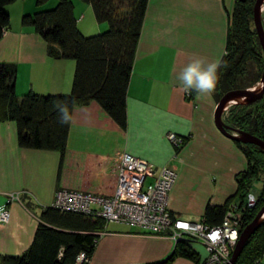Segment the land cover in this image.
<instances>
[{
  "label": "crops",
  "instance_id": "obj_1",
  "mask_svg": "<svg viewBox=\"0 0 264 264\" xmlns=\"http://www.w3.org/2000/svg\"><path fill=\"white\" fill-rule=\"evenodd\" d=\"M28 1L20 0L16 18L32 9ZM235 1L148 0L127 90V129L121 130L94 102L75 107L60 172L57 152L18 148L15 125L0 123V208L6 206L10 212V221L0 227V254L20 255L30 246L37 217L52 205L58 189L112 195L121 153L176 172L169 210L177 219L198 222L208 203L220 206L233 197L235 175L245 169V157L234 141L216 130L213 94L194 92L189 99L176 77L194 56L221 59L227 16ZM12 14L13 10L10 18ZM10 21L0 41V64L15 65L17 96L29 90L69 92L73 62L48 57L46 44L21 25V18L18 28ZM168 133L185 140L177 155ZM12 193L26 195L32 211L8 200ZM103 231L89 264H154L168 258L174 248L167 238L148 236L121 223H108ZM193 251L204 257L201 247L196 245ZM172 264L193 263L177 258Z\"/></svg>",
  "mask_w": 264,
  "mask_h": 264
},
{
  "label": "trees",
  "instance_id": "obj_2",
  "mask_svg": "<svg viewBox=\"0 0 264 264\" xmlns=\"http://www.w3.org/2000/svg\"><path fill=\"white\" fill-rule=\"evenodd\" d=\"M16 1L0 0V41L11 24L7 8ZM48 1L34 0L37 10L24 14L21 25L30 27L41 38L47 46L48 57L73 62L70 91L65 94H38L29 90L18 97L15 65L0 64V123L12 122L15 125L18 148L57 152L60 172L71 123H58L56 103L67 102L73 111L77 106L94 102L121 130L127 129V90L148 0H79L91 7L98 24H106L103 32L93 36H85L79 29L72 0H56L52 9L44 7ZM255 1L237 0L232 15L227 16L225 52L221 57L224 66L219 71L220 80L213 93L216 104L225 94L252 89L261 81L263 53L253 23ZM226 121L228 127L264 142V94L262 99L252 104L233 106ZM234 144L247 161V169L235 176L240 202L232 203L235 194L223 205L208 203L201 222L209 228L220 226L228 211L235 215L231 206L239 211L243 203H249L245 199L254 182H260L262 187L251 206L246 204V209H242L236 219L242 226L239 229L243 230L251 223L264 206V151L250 144ZM182 148L173 147L175 155ZM25 196L21 194L19 202L32 211L33 207L25 201ZM169 216L172 221L177 219L171 212ZM104 227L105 222L95 214L44 207L37 217L30 246L20 255L0 254V264H89ZM177 258L200 264L190 247V239L175 242L170 256L154 264H172ZM262 263L264 221L235 262Z\"/></svg>",
  "mask_w": 264,
  "mask_h": 264
},
{
  "label": "built area",
  "instance_id": "obj_3",
  "mask_svg": "<svg viewBox=\"0 0 264 264\" xmlns=\"http://www.w3.org/2000/svg\"><path fill=\"white\" fill-rule=\"evenodd\" d=\"M185 95L189 97L190 94ZM166 138L176 148L183 140L173 133H168ZM118 159V185L112 196L60 189L56 191L51 206L66 212L95 214L98 218L108 219V222L113 220L112 223L123 222L154 237L163 235L162 238L169 239L173 244L180 239H196L204 246L208 256L204 264H230L240 224L232 211L227 212L220 226L212 228L204 226L202 222L172 221L166 202L174 183L175 171L169 167L156 169L128 153H121ZM146 168H150V171ZM147 178L153 179L154 183L146 185ZM20 196L21 193L13 199L19 202ZM9 220V210L6 206L1 207L0 227ZM82 258L83 255L80 260Z\"/></svg>",
  "mask_w": 264,
  "mask_h": 264
},
{
  "label": "water",
  "instance_id": "obj_4",
  "mask_svg": "<svg viewBox=\"0 0 264 264\" xmlns=\"http://www.w3.org/2000/svg\"><path fill=\"white\" fill-rule=\"evenodd\" d=\"M263 3H264V0H256L253 6L254 27H255L258 41H259V44L261 46L262 53H263V74H262L261 81H260L261 88L259 92L257 93L252 92L250 89H246V90L231 91L225 94L224 96H222L219 102L217 103L213 121H214V126L217 129V131L222 136L226 137L227 139L232 140V141H238L243 144L254 145L264 151V142L261 139L255 136H252L246 132L228 127L222 121V114L226 111L224 107L226 106L227 102L230 99L232 98L246 99V102L244 104L247 105V104H252L256 102L257 100H260L263 97V94H264V29L262 27V23L260 20V10H261ZM230 132H233L237 135L230 134ZM263 221H264V206L258 211L254 219L251 221V223L248 224L243 229L239 237L238 243L235 247V250L233 251L232 257L230 259V264H235L237 258L243 251L250 237L255 233V231L258 229V227Z\"/></svg>",
  "mask_w": 264,
  "mask_h": 264
},
{
  "label": "rangeland",
  "instance_id": "obj_5",
  "mask_svg": "<svg viewBox=\"0 0 264 264\" xmlns=\"http://www.w3.org/2000/svg\"><path fill=\"white\" fill-rule=\"evenodd\" d=\"M26 1V0H25ZM237 1V0H236ZM236 1H235V3H236ZM242 1V0H241ZM72 2H73V5H74V7H75V14H76V16H77V18H81V17H83V18H81V24H80V22H79V29L81 30V32H83L82 34L83 35H85V36H93V35H97V34H100V32H103L104 31V29L106 28V24H98L96 21H95V18H94V15H93V11H92V9H91V7H89V6H87V5H84V4H82L79 0H72ZM26 3H30L31 5L33 4V7H32V9L31 10H28L27 12H28V14H30V13H33L34 11H35V9L37 10V7H35V2H34V0H30V1H28V2H26ZM56 0H49L47 3H46V5L44 6V7H47V9H52V8H54L55 7V5H56ZM15 5V6H14ZM263 5V4H262ZM14 6V7H13ZM19 6H20V0H19V2L16 4V2H15V4L13 3V4H11L9 7H11V9H12V7H13V14L11 15V20L14 22V24H16V27L18 28L19 26H20V18H22V17H20L19 18V16L16 18V12H15V10L18 8L19 9ZM7 8V11H8V9H9V12L10 11H12L10 8ZM34 10V11H33ZM232 12H233V7H232V9L230 10V14L229 15H232ZM260 20H261V23H262V27H263V18H264V6H263V8L261 7V10H260ZM15 14V15H14ZM254 23V22H253ZM90 24H92V27H93V29H90V30H88V28H89V26H90ZM254 29H255V27H254ZM263 29H264V27H263ZM256 32V31H255ZM254 87V86H253ZM251 90V89H250ZM186 96V95H185ZM187 98H189V99H192L193 98V95L192 96H190L189 95V97H187ZM238 105H246V104H238ZM238 105H235V106H238ZM216 107H217V104L215 105V108H214V110H213V119H214V114H215V111H216ZM233 107V105H229L228 106V108L226 109V111L222 114V121L227 125V121H226V117H227V115H228V112H229V110L231 109ZM214 123V122H213ZM217 130V129H216ZM230 134H235V133H233V132H230ZM224 137V136H223ZM226 138V137H225ZM184 141L185 140H181L180 141V144H179V148H182V146H183V143H184ZM231 141V140H230ZM245 145V144H244ZM120 166V164H119V159H118V166H117V170H118V167ZM147 170H149L150 171V168L148 169V168H146ZM247 169V161H246V167H245V169L243 170V171H245ZM154 170V169H153ZM173 170V169H172ZM155 171H157V170H155ZM243 171H241V172H243ZM137 172L138 171H136L135 173L137 174ZM241 172H238L236 175H238L239 173H241ZM174 175H176V172H174ZM235 175V176H236ZM175 178H176V176H175ZM175 178H174V181H175ZM117 180H118V172H117ZM154 183V180L153 179H150V178H147L146 179V182H145V184L147 185V184H153ZM235 184H236V181H235ZM117 185H118V181H117ZM116 185V186H117ZM192 185V184H191ZM261 187H262V184L260 183V182H254L253 184H252V188L249 190V192H248V194H247V196H246V199H245V201L246 202H249V203H243L242 204V206L240 207V210L238 211V209H236L234 206H231V209L235 212V215H236V217L237 218H239V216L241 215V211H242V209H246V204L247 205H249V206H251V203L253 202V200H250L249 199V194L251 193L253 196H257V194H258V192H259V190L261 189ZM73 191H78V190H73ZM171 191V190H170ZM115 192V191H114ZM114 192H113V194H114ZM86 193V192H85ZM170 193V192H169ZM20 193H12V194H9L8 195V200H12L13 199V197H15V196H17V195H19ZM112 194V195H113ZM235 194H236V196L233 198V201H232V203L234 202V203H236V202H240L239 201V197L237 196V184H236V192H235ZM234 194V195H235ZM94 195H96V194H94ZM112 195H110V196H112ZM233 195V196H234ZM100 196V195H99ZM54 200V199H53ZM166 204H167V206H168V208H169V196H168V199H167V202H166ZM234 205V204H233ZM52 208H54L53 206H51ZM262 208V207H261ZM260 208V209H261ZM235 209V210H234ZM170 211V210H169ZM237 212V213H236ZM258 213V212H257ZM100 218V217H99ZM112 219V218H111ZM102 220H103V222H105V225H107L108 223H112V221L113 220H111V222H108L109 220L108 219H105V218H102ZM10 221V220H9ZM121 221V220H120ZM198 222H201V220L200 221H198ZM121 224H125V223H123V222H120ZM8 224V223H7ZM6 224V225H7ZM125 225H127V224H125ZM242 226H241V223L239 224V228H241ZM242 231L243 230H239V232L240 233H242ZM144 234L145 235H148V236H151V235H149L148 233H145L144 232ZM164 234V233H163ZM241 235V234H240ZM162 236L163 235H161V238H162ZM240 237V236H239ZM193 244H191L190 245V247L193 249V247H195L196 245L197 246H199V247H201L202 249H203V251H204V257L203 258H201V257H199V259H200V264H204L205 263V261L207 260V258H208V256H207V253H206V251H205V248H204V246H202L199 242L197 243V240L195 239V240H193ZM195 252V251H194ZM196 253V252H195ZM231 257H232V255H231ZM231 257H230V259H231ZM262 264H264V263H262Z\"/></svg>",
  "mask_w": 264,
  "mask_h": 264
},
{
  "label": "clouds",
  "instance_id": "obj_6",
  "mask_svg": "<svg viewBox=\"0 0 264 264\" xmlns=\"http://www.w3.org/2000/svg\"><path fill=\"white\" fill-rule=\"evenodd\" d=\"M224 66L221 59L209 60L207 57L194 56L191 58L178 73L176 79L182 85V91L191 94L197 93L198 96H211L217 88L220 80L219 71ZM58 123L68 125L74 121V113L69 104L56 103ZM81 111H87L81 109ZM249 199L254 200L255 196L249 194Z\"/></svg>",
  "mask_w": 264,
  "mask_h": 264
},
{
  "label": "bare ground",
  "instance_id": "obj_7",
  "mask_svg": "<svg viewBox=\"0 0 264 264\" xmlns=\"http://www.w3.org/2000/svg\"><path fill=\"white\" fill-rule=\"evenodd\" d=\"M263 6H264V3H263V5H262V8H263ZM261 13V12H260ZM260 88H261V82H259L258 84H256L252 89H251V91L252 92H254V93H257V92H259V90H260ZM246 102V99H243V98H232V99H230L228 102H227V104H226V106L224 107L225 108V110L228 108V106L229 105H233V106H235V105H238V104H244ZM235 135H237V134H235ZM239 137V136H238ZM234 142H238V141H234ZM240 143V142H239ZM241 144H243V143H241ZM246 145V144H245ZM174 147V146H173ZM235 210V209H234ZM237 213V212H236ZM250 224V223H249ZM240 230V229H239ZM239 230H238V240H239V236H240V232H239ZM193 240H195V239H191L190 240V244L191 243H194L193 242ZM238 240H237V242H236V244H235V247H236V245H237V243H238ZM198 243V242H197ZM235 247H234V249H233V251L235 250ZM232 254H233V252H232Z\"/></svg>",
  "mask_w": 264,
  "mask_h": 264
},
{
  "label": "flooded vegetation",
  "instance_id": "obj_8",
  "mask_svg": "<svg viewBox=\"0 0 264 264\" xmlns=\"http://www.w3.org/2000/svg\"><path fill=\"white\" fill-rule=\"evenodd\" d=\"M191 244H193V243H191ZM191 244H190V245H191Z\"/></svg>",
  "mask_w": 264,
  "mask_h": 264
}]
</instances>
